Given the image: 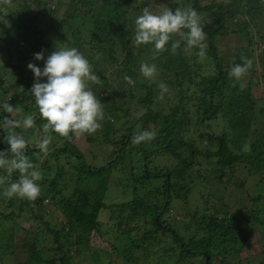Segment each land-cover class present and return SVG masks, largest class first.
<instances>
[{"label": "trees", "instance_id": "16d2710c", "mask_svg": "<svg viewBox=\"0 0 264 264\" xmlns=\"http://www.w3.org/2000/svg\"><path fill=\"white\" fill-rule=\"evenodd\" d=\"M158 1H67L66 15L70 19H79L83 30L76 32L72 24L69 28L80 34L76 35L77 49L89 60L97 75L98 82L93 83V90L104 103L102 128L93 134L105 136L107 142L114 145L112 156L102 165L89 164L74 138L61 137L51 129L45 132L46 122L40 116L35 117L34 126L41 129L42 135L51 138L47 155L38 150V143L35 146L29 144L25 151L42 171L41 195L35 201L0 196V264L6 254H14L15 225L17 218L22 216L35 226V244L27 254L30 264H57L58 260L59 264H78L75 258L80 245L89 246L94 238L104 234V220L100 218L103 210H110L109 229L114 239L120 242L119 245L115 242L113 247L126 263L138 262L134 250L141 248L146 253L144 259L147 262L144 264H149L148 246L158 248L160 239L166 237L173 245L164 248L163 254L179 250V255L174 263L173 258L159 254L162 263L179 264L184 259L203 256L201 264H212L213 257L219 256L223 257L222 264H226L227 256L240 250L238 245L245 241L241 237L243 209L228 212L211 204L197 220V211H189L188 215L195 218L194 227L201 226L206 232L198 238L180 233L179 228L165 217L171 208L180 209L179 205L186 204L195 183L192 171L200 162L212 166L219 182L225 172L240 164L246 166L249 175H259L260 181L255 185L259 191L249 200L257 206L252 212L253 217L260 218L255 214L258 215V205L264 198L261 190L262 186L264 189V0H162L165 7L173 9L191 6L206 20L204 56L198 54V49L187 48L183 41L173 53L170 46L180 39L178 35L172 37L168 50L158 55L151 46L136 48L132 45L135 33L131 13L141 14L143 7H153L154 4L156 7ZM51 2L53 0L47 5L41 0H26L24 3L9 0L6 6H0V19H3L0 21L1 76L7 74L11 87L13 79L21 86L15 97L27 111L38 109L30 93L35 78L34 74L27 73V65L35 60L34 53L40 52L42 46L48 45L47 49L54 39L65 40L62 34L65 21L55 17L62 1H55L58 10L52 9ZM35 3L39 11L27 17ZM43 10L56 18L44 29L40 25ZM258 16L263 18L261 23L255 22ZM255 23L260 26L256 34ZM53 29L58 36L54 35L48 42L46 36ZM231 33L237 35L242 44L238 45L233 57L226 60L218 40ZM51 53L46 50L45 58ZM15 56L18 57L15 59ZM245 59L262 63L259 75L254 77L256 69L251 65L241 81L230 80V68ZM143 62L156 64L155 82L141 76L139 69ZM126 77L134 83H129ZM162 81L170 82L174 91L165 94L167 101L159 107L158 84ZM257 87L262 94L256 93ZM126 100H136L145 110L135 122L132 123L134 115L123 122H131L129 126L115 128L112 120L116 118L117 123L123 111L128 115L131 113L124 106ZM0 116H3L2 112ZM143 129L156 131V138L133 145V133ZM16 131L27 141L23 129ZM233 136L239 138L236 144L231 142ZM59 140L63 142L55 145ZM7 147L6 136L0 133V149ZM199 154L202 156L200 162L197 161ZM165 158L166 164H154L155 160ZM122 164L130 168L126 178L130 183L126 186H132L134 196L122 203L109 204L105 201L109 180L112 172ZM19 175L14 172L9 182H15ZM204 178L208 183L212 182L209 190L214 188L216 180L212 181L208 175ZM213 192L217 193V190L213 189ZM244 194L235 197L236 201L244 204ZM223 197L217 195L216 198L223 201ZM1 202L7 203L9 212L2 209ZM50 205L59 210L64 219L61 227L51 223L55 216ZM180 211L183 212L182 207ZM191 227L190 222L185 225L187 230H193ZM45 234L50 237V245L41 247L40 241ZM46 247L55 251L54 256L47 257L43 253ZM260 264H264V260Z\"/></svg>", "mask_w": 264, "mask_h": 264}, {"label": "rangeland", "instance_id": "374dc122", "mask_svg": "<svg viewBox=\"0 0 264 264\" xmlns=\"http://www.w3.org/2000/svg\"><path fill=\"white\" fill-rule=\"evenodd\" d=\"M26 0H16L18 3H24ZM33 1V0H32ZM43 3H46L49 5V2L52 0H41ZM55 1L51 2V7L54 10H58V6L56 5ZM62 5L60 9L58 10V13L56 14L57 20H64L65 24L62 26V34L64 35L65 42L64 41H56L54 39V42L51 43V45L46 49L48 46H42L41 50L44 52L48 50L49 52H53L56 50V46L58 47H75L77 48L78 39L76 35L79 33H74L72 29L69 28V25L72 24L76 32H79L83 30L82 23L79 21V19H70L69 15L67 14V1L68 0H61ZM205 3V2H204ZM159 5L161 7H165L162 0H159L156 4V6ZM153 8H155V4L153 5ZM39 11L38 4H34L32 10L27 13V17L34 16ZM55 14V13H53ZM139 15L136 12H132L131 16L133 19ZM41 20L40 25L41 28L44 29L48 24L52 23L53 20L56 18L52 17V14H47V12L44 10L41 11ZM54 16V15H53ZM242 16H240L241 18ZM204 21V29L206 30V20L202 17ZM263 21V18L258 16L255 18V22L261 23ZM67 22V24H66ZM57 26V25H56ZM260 27L257 23H255V34L256 31ZM56 28V27H55ZM55 29L49 31V33L46 36V40L49 42L51 38L55 35ZM55 36H58V33H56ZM80 36V34H79ZM177 36V35H174ZM84 37V36H83ZM218 44L221 50V53L224 55L226 60H230L233 57V53L237 50L238 45L242 44V42L238 39V36L231 33L228 34L222 38H219ZM20 45L23 46V41L20 42ZM244 45V43H243ZM259 50V49H258ZM257 52L259 53L260 50ZM18 56H15V59ZM251 65L254 69H256V73L254 74V77H256L262 68V63L260 61H256L255 59H251ZM3 62V57L0 55V68L1 63ZM32 63L37 64L40 67H43V61H36L33 60ZM113 70V69H111ZM0 71V102H6L9 98V103L16 108L20 109L19 113H13L12 117L16 119H23L27 115H32L33 118L39 116L38 109L34 110H25V108L21 105H19L17 102V97H15L16 93L21 89V86H19L15 80L13 79V86L11 87L8 84V79L6 76H1ZM27 73L32 74L30 69L27 70ZM256 79V78H255ZM232 80V78H230ZM163 83H166L169 91H174L172 89V84L167 81H162ZM89 87L93 90V83L89 82ZM98 90V89H96ZM259 90V91H258ZM94 91V90H93ZM98 97L97 91L94 92ZM256 93L262 94L261 90L257 87ZM110 94V93H109ZM167 101L165 98L163 100L158 98V104L159 107L163 106V104ZM119 102L123 103V101L119 98ZM29 104H31V101H28ZM102 105H104L103 102H101ZM125 108H129L131 110V113L128 115L124 111L121 112V117L118 118V122L116 123V118L113 121L115 128H120L122 125L123 127L129 126L131 124H123L126 120L130 119L132 116H135V119L132 120V123L136 121L137 116L141 115L145 107L140 106L137 104L136 100L133 101H127L124 103ZM116 125V126H115ZM137 127L139 128V124H137ZM27 141L32 146H35L39 140L42 137L41 129L36 128L35 126L31 129H28L24 131ZM118 136H120V133H118ZM117 136V138H118ZM75 144L78 146V148L85 154L87 162L89 164L94 165H102L107 160L110 159V156H112V151L114 148V145L112 143H108L107 139L103 135H98V137L94 134H83L80 137H73ZM96 138V140H94ZM232 143H237L239 138L237 136H233L230 138ZM63 142V140H59L55 145H59ZM38 147V145H36ZM240 146V145H239ZM53 148V147H52ZM116 151V148H115ZM202 156L199 154L197 155V161L200 162V159ZM166 158L165 159H157L155 160L154 164H166ZM128 165H130L129 161H126ZM126 164H122L121 168H117L115 171L112 172L110 177V183H109V191L106 193L105 201L109 204L113 203H122L124 201L131 200L134 196L133 193H131L132 186L127 187L126 185L130 183V180L126 179L128 178V172L130 171L129 166ZM200 165V166H199ZM125 169H123V167ZM209 168V169H208ZM41 171V169H40ZM42 172V171H41ZM224 174V172H223ZM192 175L194 178V184L192 185V189L188 194V199L186 204L179 205L182 207L183 212H181L178 207L171 208L167 214L165 215L166 219H168L169 222L175 224L178 228L180 233L185 234L186 236H195L196 238L205 235V230L202 229V227L197 225V228L194 226L196 225L195 218L192 219V216L188 215V212L194 213L193 211H197L196 213V220L199 219L203 213H205L203 210L207 208L209 205H215L219 209H223L224 211H231L235 212L238 211V209H243L245 211L244 215V224L242 226L243 231L241 234V237L243 240H245L240 245V250L234 251L232 254L227 256V263L226 264H260L261 261L264 260V205H261V203L264 202V198L261 199L260 204L258 205L260 207V211L257 214H255L256 217H260L259 219L254 218L252 215V212L257 209L256 204H253L252 201L249 200L251 196H255L256 193H258V189L255 188V185L260 181L259 175H249L247 168L245 165H238L233 170H229L225 172V175L222 177L221 182H219L217 176H214V173L212 172V166L205 164V162H200L198 166H195ZM208 175L212 178V181L216 180V185L214 188H211L209 190V187L211 186L212 182L208 183L207 180H205V176ZM221 176V173H220ZM12 180V176L10 177L9 181ZM206 185L208 188H206ZM128 190H126V189ZM213 189L217 190V193L213 192ZM262 193L264 195V189L262 186ZM226 192V193H225ZM225 193V195H224ZM231 195H230V194ZM243 193L246 196V201L244 204H241L236 201L235 197L242 196ZM233 194V195H232ZM217 195L220 197L223 195V201L220 198H216ZM239 195V196H238ZM234 196V197H232ZM207 200V201H206ZM225 200V201H224ZM207 202H209L207 204ZM18 203V202H17ZM7 203L1 202L2 209H7L6 206ZM226 206L223 208V206ZM49 208L52 210V215L54 214L55 219L51 222L52 224L58 225L59 227L62 226L64 219L61 217V214H59V210H57L54 206L50 205ZM12 209V208H11ZM9 212L10 209H7ZM58 212V213H57ZM230 212V213H231ZM49 217V215H48ZM100 218L104 220L103 225V236L96 237L92 240L91 244L88 245H80L79 247V253L75 258V261L78 262V264H129L126 263L123 259H120L118 254H120L115 247H113V244L116 242L118 245L120 242L118 240H115L112 236V232L109 229V218H110V210H103L101 213ZM191 223L193 227L192 229L187 230L185 228V225L187 226V223ZM143 223V220H142ZM34 228L35 226L30 222L26 217L22 216L17 218V224L15 225V251L14 254H6L4 257L5 259L2 261L3 264H30L28 259V251H31L32 245L35 244L33 241L34 239ZM198 230V231H197ZM189 231V232H186ZM48 239L50 237L45 234L42 236V240L40 241V245L47 247L50 245V242H48ZM161 241L157 244L158 248H154L153 246L149 245V264H169L168 262L161 261V258L159 257L161 255L171 257L173 258V261L175 263L177 256L179 255V250L176 252H170L163 254L164 248H168L169 246L173 245L172 240L170 238L163 237L160 239ZM45 248L43 253L47 257L54 256L55 251H49L48 248ZM157 250H159V253H157ZM134 252L135 257L138 258V262H133L132 264H144L147 260L144 259L146 253L143 249H135ZM95 254H98L97 256ZM90 256V258H88ZM123 256V255H121ZM223 257H213L212 264H222ZM201 261H203V256H197V257H190L187 259L182 260L179 264H201ZM59 264V260L57 261ZM47 264V263H45ZM131 264V263H130Z\"/></svg>", "mask_w": 264, "mask_h": 264}, {"label": "clouds", "instance_id": "9594fccd", "mask_svg": "<svg viewBox=\"0 0 264 264\" xmlns=\"http://www.w3.org/2000/svg\"><path fill=\"white\" fill-rule=\"evenodd\" d=\"M8 3L9 0H0V6ZM134 33L132 45L136 48L151 46L156 55L168 50L167 46L174 35H178L180 39L171 43L173 53L183 41L187 48L198 49L200 56L206 54L207 34L204 31V21L191 6L175 9L159 5L155 8L150 5L143 7L141 14L134 19ZM34 59L43 61V67L32 62L27 67L34 74L35 82L30 93L34 97L41 120L46 122L44 131L51 129L59 136L71 140L101 129L104 110L100 99L89 87V82H98L89 60L77 48L66 46H56V50L46 58L43 50L36 52ZM250 67L251 61L245 59L243 63L233 64L228 75L234 82H239ZM139 71L144 79L156 81L158 69L155 63L143 62ZM126 79L129 83H134L130 78ZM158 88L159 99L163 100L169 88L163 82L158 84ZM8 101L9 98L6 102H0V112L3 113L0 116V133L6 136L8 146L0 149V196L35 201L41 195L40 181L43 175L25 154L29 142L22 133L16 131L33 128L35 120L32 115H27L22 120L12 118V114L19 113L20 109ZM156 135V131L139 130L133 133L131 143L138 146L154 140ZM50 143L51 138L42 135L38 150L47 155ZM14 172L20 175L15 182H9Z\"/></svg>", "mask_w": 264, "mask_h": 264}, {"label": "water", "instance_id": "95a60500", "mask_svg": "<svg viewBox=\"0 0 264 264\" xmlns=\"http://www.w3.org/2000/svg\"><path fill=\"white\" fill-rule=\"evenodd\" d=\"M205 255H206V258H207L206 260H208V254L205 253Z\"/></svg>", "mask_w": 264, "mask_h": 264}]
</instances>
